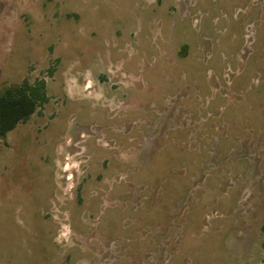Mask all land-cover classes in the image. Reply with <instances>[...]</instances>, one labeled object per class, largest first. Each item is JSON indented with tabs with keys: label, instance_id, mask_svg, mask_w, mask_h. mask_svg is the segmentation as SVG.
I'll use <instances>...</instances> for the list:
<instances>
[{
	"label": "rangeland",
	"instance_id": "rangeland-1",
	"mask_svg": "<svg viewBox=\"0 0 264 264\" xmlns=\"http://www.w3.org/2000/svg\"><path fill=\"white\" fill-rule=\"evenodd\" d=\"M24 79L0 264H264V0H0Z\"/></svg>",
	"mask_w": 264,
	"mask_h": 264
},
{
	"label": "trees",
	"instance_id": "trees-1",
	"mask_svg": "<svg viewBox=\"0 0 264 264\" xmlns=\"http://www.w3.org/2000/svg\"><path fill=\"white\" fill-rule=\"evenodd\" d=\"M184 49L185 46L181 48V54H184ZM47 72L52 75L53 68ZM48 101L47 83L43 79H36L33 83L24 79L19 84L3 87L0 93V139L5 140L19 124L41 114Z\"/></svg>",
	"mask_w": 264,
	"mask_h": 264
},
{
	"label": "bare ground",
	"instance_id": "bare-ground-1",
	"mask_svg": "<svg viewBox=\"0 0 264 264\" xmlns=\"http://www.w3.org/2000/svg\"><path fill=\"white\" fill-rule=\"evenodd\" d=\"M69 169H70L69 167L65 168L66 171H69Z\"/></svg>",
	"mask_w": 264,
	"mask_h": 264
}]
</instances>
